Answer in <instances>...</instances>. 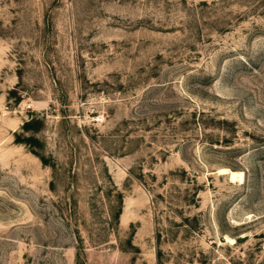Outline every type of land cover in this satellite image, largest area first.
Returning <instances> with one entry per match:
<instances>
[{
	"label": "rangeland",
	"instance_id": "obj_1",
	"mask_svg": "<svg viewBox=\"0 0 264 264\" xmlns=\"http://www.w3.org/2000/svg\"><path fill=\"white\" fill-rule=\"evenodd\" d=\"M0 264H264V0H0Z\"/></svg>",
	"mask_w": 264,
	"mask_h": 264
},
{
	"label": "trees",
	"instance_id": "obj_2",
	"mask_svg": "<svg viewBox=\"0 0 264 264\" xmlns=\"http://www.w3.org/2000/svg\"><path fill=\"white\" fill-rule=\"evenodd\" d=\"M11 92L14 93V90H12ZM31 123H32V121H26L23 124V128L24 129L30 128ZM31 139H34V138H31ZM122 202H123L122 193L117 191V195H116V211H115V214H114L115 217L117 218V220H118V217H119V215L121 214V211H122Z\"/></svg>",
	"mask_w": 264,
	"mask_h": 264
},
{
	"label": "bare ground",
	"instance_id": "obj_3",
	"mask_svg": "<svg viewBox=\"0 0 264 264\" xmlns=\"http://www.w3.org/2000/svg\"><path fill=\"white\" fill-rule=\"evenodd\" d=\"M219 173L227 174L230 180H235V179L242 180L243 179V172H241V171H231V170L225 168V169H220ZM230 241H232V240H230Z\"/></svg>",
	"mask_w": 264,
	"mask_h": 264
}]
</instances>
